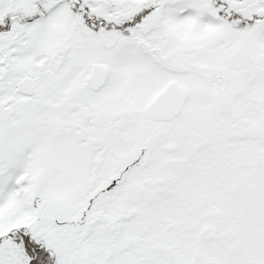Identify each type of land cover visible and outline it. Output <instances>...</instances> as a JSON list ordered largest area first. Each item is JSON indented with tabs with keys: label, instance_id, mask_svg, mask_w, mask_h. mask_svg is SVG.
Segmentation results:
<instances>
[{
	"label": "snow or ice",
	"instance_id": "1",
	"mask_svg": "<svg viewBox=\"0 0 264 264\" xmlns=\"http://www.w3.org/2000/svg\"><path fill=\"white\" fill-rule=\"evenodd\" d=\"M0 264H264V0H0Z\"/></svg>",
	"mask_w": 264,
	"mask_h": 264
}]
</instances>
